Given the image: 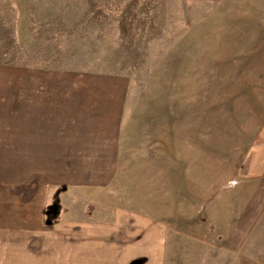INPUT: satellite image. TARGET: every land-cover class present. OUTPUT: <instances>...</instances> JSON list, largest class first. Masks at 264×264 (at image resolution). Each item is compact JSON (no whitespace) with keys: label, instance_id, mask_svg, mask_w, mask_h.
Here are the masks:
<instances>
[{"label":"rangeland","instance_id":"obj_1","mask_svg":"<svg viewBox=\"0 0 264 264\" xmlns=\"http://www.w3.org/2000/svg\"><path fill=\"white\" fill-rule=\"evenodd\" d=\"M96 249L264 264V0H0L1 264Z\"/></svg>","mask_w":264,"mask_h":264},{"label":"crops","instance_id":"obj_2","mask_svg":"<svg viewBox=\"0 0 264 264\" xmlns=\"http://www.w3.org/2000/svg\"><path fill=\"white\" fill-rule=\"evenodd\" d=\"M37 186L36 188H34V186ZM51 184H47L46 181H41L37 184H32L31 186V191H30V194H31V198L27 201V204H25V208L29 211V213L33 214L34 213L36 214V212L39 214H42L43 215V219L45 221V214H44V211L46 209L47 206H50L51 204H60V206H58V210H57V213L56 215L53 217V219H51L52 223L53 221L57 218V216L59 215L60 211H61V207H62V204H63V207H64V202H63V198L60 199V193L62 192V195H65L66 192H69L71 195H69V202L71 200V198H74L73 200L75 201V205L70 208V210L73 211V215H81V216H88L89 214H85L84 210L85 208H83V213L80 214H76L75 213V206L77 204H79L78 202L79 201H92L94 200L92 198V195L91 194H86L84 192V189L82 187H71V188H68L66 190V188L64 186H60V185H56L55 186H52V190H51V187H50ZM57 186H60V190H58ZM57 188V189H56ZM89 189V188H88ZM50 190L52 191V194L50 192ZM35 192V193H34ZM87 192V190H86ZM34 194V195H33ZM64 201H65V198H64ZM62 202V203H61ZM30 222H34L33 220H31ZM47 225H50V224H47ZM89 230V229H88ZM86 234V233H85ZM81 247H79V250ZM89 249V250H86ZM40 248L37 247L34 251H33V254L34 255H37L39 256L41 253L38 251ZM90 251V248L89 247H86L85 245V248H84V253H89ZM97 253H95L96 255H93L92 256H87V257H83V256H79V257H76L74 262L75 264H102L101 261L102 258H100L98 255H99V250L96 249ZM44 253V251H42V254ZM82 253V252H81ZM86 256V255H85ZM2 263L1 259H0V264Z\"/></svg>","mask_w":264,"mask_h":264},{"label":"trees","instance_id":"obj_3","mask_svg":"<svg viewBox=\"0 0 264 264\" xmlns=\"http://www.w3.org/2000/svg\"><path fill=\"white\" fill-rule=\"evenodd\" d=\"M53 206H55V211L53 210ZM58 208V206H57V204H51L50 206H47L46 207V209H45V211H44V214H45V223L46 224H50L51 223V217H50V215H56V213H57V209ZM139 263V260H132V261H130L129 262V264H138Z\"/></svg>","mask_w":264,"mask_h":264},{"label":"water","instance_id":"obj_4","mask_svg":"<svg viewBox=\"0 0 264 264\" xmlns=\"http://www.w3.org/2000/svg\"><path fill=\"white\" fill-rule=\"evenodd\" d=\"M54 208H53V210L55 211V206H53Z\"/></svg>","mask_w":264,"mask_h":264}]
</instances>
